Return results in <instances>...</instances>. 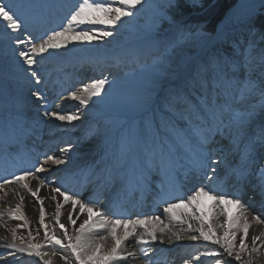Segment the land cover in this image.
I'll list each match as a JSON object with an SVG mask.
<instances>
[{
    "label": "snow or ice",
    "instance_id": "1",
    "mask_svg": "<svg viewBox=\"0 0 264 264\" xmlns=\"http://www.w3.org/2000/svg\"><path fill=\"white\" fill-rule=\"evenodd\" d=\"M143 2L81 0L67 22L59 30L51 31L46 39L40 38L41 42L37 44L27 30V12L38 5L33 0H0V21L6 25L5 34L15 45L21 46L13 48V52L21 65L27 66L24 71L37 87L31 95L37 101H45L46 109L50 107L44 89L39 87L44 83L39 69L34 67L38 64V57L50 49L67 50L77 43L92 44L113 37L116 27L124 22V18L133 17V10H138L137 6H143ZM172 6L170 0L166 7ZM164 21H170V18L166 12H161L149 30L151 38L164 48V54L154 62L145 85L124 97L133 115L110 122L104 134L105 155L102 159L106 161L103 170L114 173L128 191L143 192L155 184L160 202L166 204L163 212L169 222L165 223L160 216L148 215L109 220L102 205L85 202L78 194H69L59 186L53 187L43 176L46 169L41 163L0 181V193L18 196L19 202L13 211L21 213L20 219H24L22 206L25 196L9 186H21L39 202V224L44 229L45 243L29 242L28 248L21 251H34L43 264H53V257L61 258L64 264H73V258L75 264H125L138 255H142L143 264H154V242L164 244L184 239H202L217 246L218 250L202 254L215 257V264H223L220 259L223 256L233 258L237 264H252L251 259H244L245 254L251 256L259 246H264V231L258 235L250 234L253 222L264 226V220L260 215L250 218L247 205L241 199L233 198L234 193L205 185L193 189L191 195L177 197L174 203L168 202L176 191L182 169L186 172L203 171L211 181L218 179L217 168L227 164L229 176L245 180L252 172L257 154H264V48L257 47L254 39L256 29L250 30L248 40L234 41L231 53L219 49L193 53L187 47L192 33L176 28L161 35L160 27ZM82 25L104 27L84 30ZM260 39L264 40V33ZM25 45H28L26 49ZM115 83V78L110 79L101 73V78L91 80L82 89L68 92L67 98L78 102L75 112L62 114L46 110L44 116L61 122L77 121L80 109L93 103V98L108 96ZM161 92L164 112L154 107L156 95ZM190 97H195V104ZM99 134L100 126L97 124L85 131L84 139ZM222 141H227V144H222ZM217 144L220 147L214 149ZM60 151L67 153L68 149ZM214 152H220L224 158H214ZM227 155L233 156L231 162L226 159ZM48 162L64 163L53 155L45 156L44 163ZM32 181L36 182L35 187ZM45 186L50 189L48 197L40 194ZM258 188L260 197L264 199V170L261 171ZM203 197H207L211 204L203 203ZM58 198H62V202ZM45 199L55 203L54 221L62 230L59 236L55 228L50 230L45 223ZM65 205L71 206L66 213L68 223L71 226L78 224L71 235L61 223V210ZM74 213H78L75 218ZM220 215L224 217L223 223L219 220ZM177 224L187 227L176 229ZM99 231L106 234L97 235ZM186 232L198 235L185 236ZM11 235L13 241L17 239L15 228ZM109 239L110 246L107 245ZM130 240H134L138 247L129 250ZM47 246H59L60 250L42 252L41 249ZM65 249L70 250L69 254H64ZM199 259L200 256L195 257V260Z\"/></svg>",
    "mask_w": 264,
    "mask_h": 264
},
{
    "label": "bare ground",
    "instance_id": "2",
    "mask_svg": "<svg viewBox=\"0 0 264 264\" xmlns=\"http://www.w3.org/2000/svg\"><path fill=\"white\" fill-rule=\"evenodd\" d=\"M44 0H39L37 3L41 5ZM52 1L53 4L49 3ZM60 0H45L41 5V13L43 16L42 20L37 22H28L27 30L33 35L35 30H38L36 27H42L44 25L45 15H50L53 5L56 8L58 5L59 8H63V5L67 7L68 1L64 4L59 2ZM170 0H166L163 4H169ZM262 0H244L241 1L239 6H249L253 5L254 7L261 2ZM164 2V1H163ZM45 3V4H44ZM160 0H144L143 6L138 5V10H133L135 12L134 16L131 18H124V22L118 25L115 29V35L110 38H106V40H100L98 42H93L92 44H75L70 45L67 50L60 49L54 50L50 49L47 53L43 54L41 57H38L37 68L45 67V72H55L59 73L61 77L63 75H67L70 73V69L76 66L74 70V74H80L76 77V86L75 90L78 91L82 89L85 84H89L93 79L101 78V73L105 76H109L110 79L115 78L116 83L109 90V95L104 96L103 99H94L93 103L87 108H81L80 112L77 113L79 119L74 122H57L49 118V122L52 126L49 125L50 128L53 127V131L56 132L57 135L61 137H65V131L68 133H72V136L77 133L79 130H76L73 124H88L91 122H97L100 126V134L97 136H93L94 139L90 138L85 140L84 137L82 139L76 140H62L66 148L68 149L67 153H60L57 155V158L64 161V163L56 165L51 162L45 163L44 168L46 169L47 176L54 177H63L66 173L65 171L75 164V162L82 160L93 148H100L104 146V134L108 127H110V122L122 119L124 117H131L133 115L132 110L128 107L127 104L124 103V97L130 94H133L139 91L144 85L145 81L149 77L152 71V67L154 63H151L150 60L153 52L154 54H158V51H161L162 55L164 52L158 46L159 43L155 40L146 41V37L149 35V30L152 27L154 19L161 13L166 12L164 6ZM33 10V9H32ZM230 13V12H229ZM167 14V12H166ZM239 14H243L241 11ZM168 16V14H167ZM169 17V16H168ZM245 15H240L238 18H243ZM34 18V17H32ZM31 18V19H32ZM237 18V19H238ZM262 19L263 16H260ZM259 19V18H258ZM182 21L183 18L178 19ZM189 21V20H188ZM241 21V20H239ZM257 21V18H253L250 25L253 22ZM260 20L257 21V23ZM173 22L171 26L174 27V31L176 28H183L180 26L175 27L176 20H171L170 23ZM185 22V21H184ZM260 23V22H259ZM184 25V24H183ZM182 25V26H183ZM191 23L188 26H190ZM232 25V26H231ZM229 26L237 27V22H232ZM89 27H104L101 25H82L81 28L87 30ZM228 25L222 26L219 32L212 35L207 33V35H196L194 38L189 39V43L187 47L193 53H202L205 49H219L226 42L227 46H229L230 42H234V38L237 40L240 39L241 34L244 36L243 31L239 30L236 33L232 32L231 28H227ZM168 28V27H167ZM226 28V29H225ZM184 29V28H183ZM245 32L250 31V26L243 27ZM80 30V29H77ZM186 30V29H185ZM6 25L4 22L0 21V115H5L6 113L2 110L10 109L11 112H18V104L23 100L28 99V94H31L34 87H31V83H28L27 77L28 75L25 73L24 68L26 65H21L18 61L17 57L13 52V48H20L21 46L15 45L12 40L5 34L6 33ZM41 31V30H40ZM229 31V33H228ZM171 33L170 30H167L163 34ZM23 38V37H21ZM47 38V37H46ZM45 38V39H46ZM215 41V43H213ZM212 42V43H210ZM40 43V42H39ZM37 43V44H39ZM209 43V44H208ZM232 45V44H231ZM25 49L28 45L23 46ZM230 49V48H229ZM228 49V50H229ZM232 51V50H229ZM227 53V51H226ZM161 58V57H160ZM158 62V61H157ZM74 66V67H75ZM100 70L101 72H99ZM42 71L41 69L39 72ZM110 74V75H109ZM86 78L82 81V76ZM54 82L52 80L48 85V91L52 90L51 83ZM55 84V83H53ZM40 87H45V83H42ZM187 91V90H186ZM198 94V93H197ZM68 94H66L62 99L59 100V105H57L54 111H60L62 114L66 112H75L78 107V102L67 98ZM163 93H158L156 95V103L154 107L159 108L160 112H164V104H163ZM193 104L196 103L195 97H190ZM18 100V101H17ZM3 104L5 105H2ZM195 102V103H194ZM112 105H116L124 108L125 113H120L116 110L112 109ZM159 118L158 115L156 117ZM181 123H183L181 121ZM49 124V123H48ZM11 135L12 133H6ZM222 144L226 145L227 141H222ZM215 148H219L220 145H214ZM218 156H222L220 152ZM77 155V156H76ZM224 158V156H222ZM264 158V154H257L255 161L261 160ZM226 159L231 162L233 160V156L227 155ZM263 165V166H262ZM261 168H258L257 171L264 170V162L261 163ZM228 168L227 164H222L217 168V171H221V168ZM253 168V167H252ZM103 167H98L99 172H93L94 176H96L91 182L92 183H101L103 181V176H107L110 174L108 171L102 172ZM88 172V171H86ZM256 172L254 177V183L249 187L248 195L249 197H245V200L242 199L243 203L247 205L248 211L247 215L251 218L253 215H260L261 219L264 220V199H262L259 195V179L261 172ZM221 175L224 181L232 183L230 185L233 186V180H231V176L228 175V171L223 173L221 171ZM99 177V178H98ZM47 178V177H46ZM36 182L32 181V186L35 187ZM53 187H56L52 184ZM230 186L231 193H234V197H237V190L232 189L234 187ZM9 188H16L17 191L25 196V201L22 206V212L24 215V219H20V212H14L16 203L19 202L18 196L12 195L11 193L8 196H4L3 193L0 194V208L3 209L2 216L0 217V247L10 248V254L8 256H13L14 258H0L1 262L10 264H43V261L35 255L34 251H21V249H27L28 243H45L43 237V226L39 224V202L35 201V198L31 197L29 193L26 192L19 185H11ZM242 194L245 192V188L242 187ZM50 193V189L45 186L41 189V195L48 197ZM247 195V196H248ZM62 202V198H58ZM203 203L211 204V201L207 197L202 198ZM45 223L49 225V229H56V234L61 235L62 230L59 229L58 225L55 224L54 214H55V203L50 199H45ZM71 208L70 205H65L61 210V223H64L68 228L69 234H73L74 227L71 226L66 218V213ZM78 213H74V218ZM161 218L165 223L169 222V218L161 212ZM219 220L223 223L224 217L222 215L219 216ZM79 223V221H78ZM23 225V227H20ZM186 225H176V229L185 228ZM16 229L17 239L12 240V229ZM37 230H39V235H37ZM119 231V230H118ZM142 231V230H141ZM221 232L220 229L217 230ZM261 231H264V226L256 225L253 222V227L250 229L251 235H258ZM29 232L32 233L29 236ZM104 231H99L97 235H105ZM197 234L194 232H186L185 236ZM222 234V232H221ZM198 235V234H197ZM67 242V241H65ZM129 250L132 248H136L134 244V240H130L129 242ZM260 242H258L259 244ZM15 244L16 247H8L7 245ZM160 244L159 242H154V245ZM165 245H179L184 247V250L187 248L189 250L188 253L185 254V258H170L168 264H185V261L188 264H208V262L204 261L202 258H210L208 256L202 255L205 252L211 251L213 249H218L217 246L211 245L209 242H205L202 239L198 241H191L188 239H184L181 241H176L174 243H164ZM250 244V241H249ZM107 245H111V240L107 241ZM60 250L59 246L56 248H52L51 246H47L41 249L42 252H52ZM64 254H69L70 250H63ZM200 256L199 260H195V257ZM255 254H253V257ZM224 258H229L233 260V258L223 256ZM53 264H64V261L59 257H53ZM251 259V258H244ZM256 258L251 259L252 264H257L258 260ZM179 260V262H178ZM261 261H264V254L262 253ZM234 261V260H233ZM256 262V263H254ZM73 264H75L73 258ZM125 264H143V258H135L130 259L125 262Z\"/></svg>",
    "mask_w": 264,
    "mask_h": 264
},
{
    "label": "rangeland",
    "instance_id": "3",
    "mask_svg": "<svg viewBox=\"0 0 264 264\" xmlns=\"http://www.w3.org/2000/svg\"><path fill=\"white\" fill-rule=\"evenodd\" d=\"M164 1V2H163ZM166 0H160V2L165 3ZM81 1L77 0L76 2H74L73 6L70 7V9L67 11L66 13V16L62 17V21L61 23L56 27L55 30H59L60 27H62L66 22H67V18L68 16L70 15V13L74 10V8L76 6H78V4L80 3ZM96 2H102V0H96ZM170 2V1H169ZM172 3H173V6L172 7H166L167 5L166 4H163L164 6H161L162 8H164L170 18V21L171 20H176L177 22H174L176 26H180V27H183L184 29H186L187 31H189L190 33H192L191 37L190 38H194V36L200 34V35H207V33H210V34H213L217 32V27H221V22H222V19L225 17V15L227 14L228 11L232 10L233 8L235 9L237 7V5H239L241 3V0H172ZM219 4L223 5H228V9L226 11V14L223 16V18L218 22V24L215 25V28L214 30L212 31H208L206 30V28H203V29H195L192 27V25L188 26L190 23H194L196 22L199 18L198 17H204L205 15L207 16V14L210 12V11H213L214 8L216 6H218ZM252 6L253 5H249L247 6L245 9H243V14H239V15H245V16H253L254 15V12H264V0H262L258 6L256 5L255 7H257L256 10H252ZM254 7V6H253ZM257 15L255 17V19L257 18V21L260 20L262 21V19L260 18V16H263L262 14H256ZM183 18L182 21H179L178 19H181ZM233 18H236V17H233ZM233 18L230 19V21L227 23V24H224V25H228L227 28H230L229 25L232 24L231 21H233ZM259 18V19H258ZM189 20V21H188ZM170 21H164L163 24L161 25L160 27V32H161V35L162 33L166 32L167 30H170L171 32L174 31V25L171 26L173 24V22L170 23ZM185 21V22H184ZM257 21L253 22V24L250 25V30L255 28L256 29V35L254 37L256 43H257V47L258 48H264V40H261L260 39V36H261V33H264L263 31V26H260L259 25V22L257 23ZM184 24V25H183ZM183 25V26H182ZM219 25V26H218ZM168 27V28H167ZM222 28V27H221ZM226 29V28H225ZM243 31V34L245 35V30H242ZM241 38L238 39L237 41H240V42H243L245 40H248L250 38V31L245 35L243 36L241 34L240 36ZM148 39H146V41H149V40H152L151 36H148L146 37ZM189 43V42H188ZM212 43V42H210ZM213 43H215V41H213ZM209 44V43H208ZM230 45L227 46L226 42L223 46H221L220 48L222 49V51L226 52L227 53H231V51L229 50H232V45L233 42H230L229 43ZM160 45V44H159ZM157 47L161 48L164 52V48L160 45ZM230 48V49H229ZM214 49H216L214 47ZM229 49V50H228ZM160 57H162V53L161 51H158V54H152L150 60L152 61L151 63H154V62H157L159 61ZM125 103V102H124ZM112 109L113 110H116L120 113H125L126 110H124V108L122 107H119V106H116V105H112ZM264 162V158L260 160L259 164L256 166L257 168H261V163L263 164ZM254 168V173H252L251 175H249L251 181H252V178L254 175H256V172H259L257 171V168ZM262 170H260L261 172ZM259 172V173H260ZM254 182H251V185L253 184ZM260 244V243H259ZM258 244V246H259ZM213 250H218V249H213ZM211 250V251H213ZM262 253L264 254V246H259V250L255 253H252L251 256H249L247 253L245 254L244 258H256L258 260L257 264H264V261H261L260 258H262ZM253 254H255V256L253 257ZM204 261L208 262V264H215V257H210V258H202ZM220 259H222L223 261V264H237V262L229 259V258H224V257H220ZM255 259V260H256ZM256 263V262H254Z\"/></svg>",
    "mask_w": 264,
    "mask_h": 264
},
{
    "label": "trees",
    "instance_id": "4",
    "mask_svg": "<svg viewBox=\"0 0 264 264\" xmlns=\"http://www.w3.org/2000/svg\"><path fill=\"white\" fill-rule=\"evenodd\" d=\"M229 5V4H228ZM228 5H221L219 4L214 8L213 11H210L207 16L204 17H198L199 19L191 23L192 27L195 29H203L206 28L208 31H212L215 28V25L218 24V22L223 18V16L226 14V11L228 9ZM260 26H263L264 31V17L262 18V21L259 23Z\"/></svg>",
    "mask_w": 264,
    "mask_h": 264
},
{
    "label": "water",
    "instance_id": "5",
    "mask_svg": "<svg viewBox=\"0 0 264 264\" xmlns=\"http://www.w3.org/2000/svg\"><path fill=\"white\" fill-rule=\"evenodd\" d=\"M241 1H244V0H241ZM246 7L247 6H244V5H242V6L237 5V7L235 9L233 8L232 10L228 11L227 14L225 15V17L222 19L221 27L224 26V24H227L230 21V19H232L233 17H236V18H233V21H231V22H237V27L236 28L235 27L231 28L232 25L229 26V27L232 29L233 33L234 32L236 33L235 35L237 36V32L239 30H244L243 27L250 26V23L253 20V18H255L257 16V15H255V13L264 15V12H259V13L254 12L253 16L251 15V16H245L243 18H238L240 16L239 15L240 11L243 12V9H245ZM256 9H257V7H253L252 6V10H256ZM239 20H241V21H239ZM221 27L220 26L217 27V32L220 31ZM228 33H229V31H228ZM214 34H216V33H214ZM233 40L237 41L236 38H234Z\"/></svg>",
    "mask_w": 264,
    "mask_h": 264
}]
</instances>
